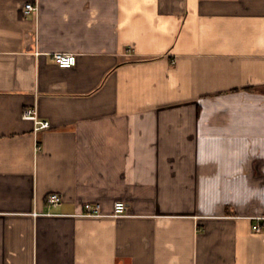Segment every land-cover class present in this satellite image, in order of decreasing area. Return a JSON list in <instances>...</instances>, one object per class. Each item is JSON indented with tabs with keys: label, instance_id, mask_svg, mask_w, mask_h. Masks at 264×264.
<instances>
[{
	"label": "crops",
	"instance_id": "obj_1",
	"mask_svg": "<svg viewBox=\"0 0 264 264\" xmlns=\"http://www.w3.org/2000/svg\"><path fill=\"white\" fill-rule=\"evenodd\" d=\"M0 264H264V0H0Z\"/></svg>",
	"mask_w": 264,
	"mask_h": 264
},
{
	"label": "built area",
	"instance_id": "obj_2",
	"mask_svg": "<svg viewBox=\"0 0 264 264\" xmlns=\"http://www.w3.org/2000/svg\"><path fill=\"white\" fill-rule=\"evenodd\" d=\"M38 11L37 6L33 4H27L25 6V15L29 16ZM52 60L61 69H71L77 65L78 58L75 54L68 53H57L52 55ZM23 119L32 121L35 123V131L40 132L43 130H48L51 127L50 122L40 120L38 117V112L36 109H26L23 112ZM47 203L50 206L56 207L62 203V197L59 194H52L49 196ZM36 216L40 215L35 213ZM85 218H101L106 215L103 214L102 206L98 203H86L83 206V211L79 215ZM115 218H124L127 216V206L124 202H117L114 206L113 214L111 215ZM260 221V218H257ZM255 232L260 233L262 231L261 225L257 224L254 227Z\"/></svg>",
	"mask_w": 264,
	"mask_h": 264
}]
</instances>
